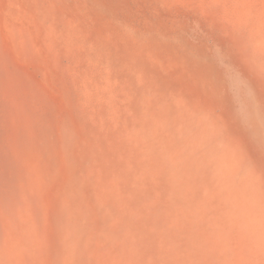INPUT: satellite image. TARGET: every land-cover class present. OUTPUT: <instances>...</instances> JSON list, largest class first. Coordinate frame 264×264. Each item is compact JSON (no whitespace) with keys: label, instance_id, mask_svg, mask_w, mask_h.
Here are the masks:
<instances>
[{"label":"rangeland","instance_id":"obj_1","mask_svg":"<svg viewBox=\"0 0 264 264\" xmlns=\"http://www.w3.org/2000/svg\"><path fill=\"white\" fill-rule=\"evenodd\" d=\"M0 264H264V0H0Z\"/></svg>","mask_w":264,"mask_h":264}]
</instances>
